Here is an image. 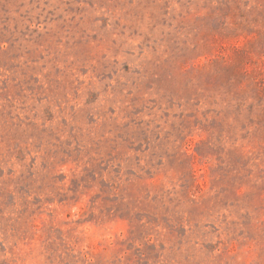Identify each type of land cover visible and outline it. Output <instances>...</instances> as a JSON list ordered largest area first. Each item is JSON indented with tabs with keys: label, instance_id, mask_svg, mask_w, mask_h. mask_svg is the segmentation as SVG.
<instances>
[{
	"label": "rangeland",
	"instance_id": "374dc122",
	"mask_svg": "<svg viewBox=\"0 0 264 264\" xmlns=\"http://www.w3.org/2000/svg\"><path fill=\"white\" fill-rule=\"evenodd\" d=\"M0 264H264V0H0Z\"/></svg>",
	"mask_w": 264,
	"mask_h": 264
}]
</instances>
